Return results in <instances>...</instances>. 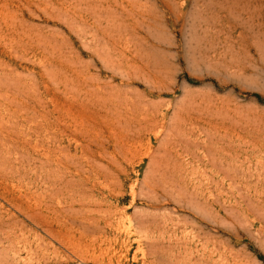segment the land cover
<instances>
[{
  "label": "rangeland",
  "instance_id": "1",
  "mask_svg": "<svg viewBox=\"0 0 264 264\" xmlns=\"http://www.w3.org/2000/svg\"><path fill=\"white\" fill-rule=\"evenodd\" d=\"M0 264H264V0H0Z\"/></svg>",
  "mask_w": 264,
  "mask_h": 264
},
{
  "label": "bare ground",
  "instance_id": "2",
  "mask_svg": "<svg viewBox=\"0 0 264 264\" xmlns=\"http://www.w3.org/2000/svg\"><path fill=\"white\" fill-rule=\"evenodd\" d=\"M58 112H59V110H58ZM20 115H21V114H20ZM27 116H28V115H27ZM62 116H63V115H62ZM72 118H73V117H72ZM72 118H71V119H72ZM68 119H69V118H68ZM73 119H75V118H73ZM55 120H56V119H55ZM59 120H60V119H59ZM75 120H76V119H75ZM72 121H73V122H77V121H74V120H72ZM72 121H71V122H72ZM53 123H54V122H53ZM55 123H56V122H55ZM55 123H54V124H55ZM61 124H62V122H61ZM55 125H56V124H55ZM59 125H60V123H59ZM62 125H64V124H62ZM77 125H78V124H77ZM57 126H58V125H57ZM60 126H61V125H60ZM69 126H70V125H69ZM71 126H72V125H71ZM51 127H52V126H51ZM78 127H79V126H78ZM52 128H53V127H52ZM67 128H69V127H67ZM47 129H48V128H47ZM65 129H66V128H65ZM58 130H59V129H58ZM58 130H57V132H58ZM48 132H49V130H48ZM48 132H47V133H48ZM54 132H55V131H54ZM50 135H51V134H50ZM47 136H48V135H47ZM50 137H51V136H50ZM51 138L53 139V137H51ZM47 139H48V138H47ZM48 141H49V140H48ZM53 141H54V139H53ZM52 150H53V149H52ZM50 152H51V150H50ZM52 153H53V152H52ZM55 153H56V152H55ZM49 155H50V154H49ZM49 155H48V156H49ZM48 156H47V157H48ZM50 156H51V155H50ZM49 158H50V157H49Z\"/></svg>",
  "mask_w": 264,
  "mask_h": 264
}]
</instances>
